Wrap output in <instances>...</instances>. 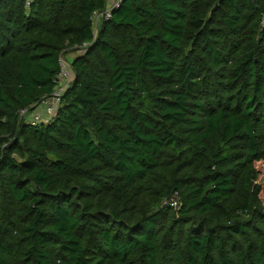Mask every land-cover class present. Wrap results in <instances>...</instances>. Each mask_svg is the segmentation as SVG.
<instances>
[{"label": "trees", "instance_id": "trees-1", "mask_svg": "<svg viewBox=\"0 0 264 264\" xmlns=\"http://www.w3.org/2000/svg\"><path fill=\"white\" fill-rule=\"evenodd\" d=\"M106 2L0 0V264H264V0Z\"/></svg>", "mask_w": 264, "mask_h": 264}, {"label": "built area", "instance_id": "built-area-1", "mask_svg": "<svg viewBox=\"0 0 264 264\" xmlns=\"http://www.w3.org/2000/svg\"><path fill=\"white\" fill-rule=\"evenodd\" d=\"M122 0H107L106 6L100 11H94L91 15L92 28H96V25L103 21H107L111 18L112 12L119 7ZM89 44L78 49L79 53L83 54ZM70 59L65 56L58 58V73L56 74L53 82L55 84L53 92L45 97L33 110L23 109L19 112L20 118H23L26 123L31 126H36L42 122H48L51 120L60 104V99L64 91L69 86L72 79V74L69 67ZM43 111V115L41 114ZM45 113V117H44ZM163 205H168L174 210H178L181 203L178 199L177 194H174L168 200L163 201Z\"/></svg>", "mask_w": 264, "mask_h": 264}, {"label": "rangeland", "instance_id": "rangeland-1", "mask_svg": "<svg viewBox=\"0 0 264 264\" xmlns=\"http://www.w3.org/2000/svg\"><path fill=\"white\" fill-rule=\"evenodd\" d=\"M98 26H99V24H98V25H96V28H94V29H93V31H94V34H97V31H98ZM72 53H73V52H70L69 54H72ZM73 55H74V53H73ZM73 55H72V56H73ZM65 57H66V58H68V57H67V55H65ZM73 58H74V57H73ZM68 59H71V58H68ZM41 112H42L41 114L43 115V111H41Z\"/></svg>", "mask_w": 264, "mask_h": 264}, {"label": "crops", "instance_id": "crops-1", "mask_svg": "<svg viewBox=\"0 0 264 264\" xmlns=\"http://www.w3.org/2000/svg\"><path fill=\"white\" fill-rule=\"evenodd\" d=\"M77 53H79V52L76 51V53H74V55H73V53H72V54H69V53H68V54H67V57L72 59L73 57H75V55H76ZM72 55H73V56H72ZM71 59H70V60H71ZM44 117H45V113H44Z\"/></svg>", "mask_w": 264, "mask_h": 264}]
</instances>
